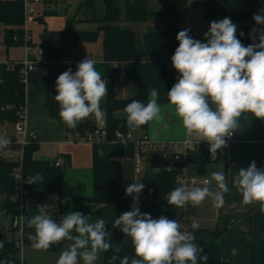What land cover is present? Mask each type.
<instances>
[{
    "label": "clouds",
    "instance_id": "9594fccd",
    "mask_svg": "<svg viewBox=\"0 0 264 264\" xmlns=\"http://www.w3.org/2000/svg\"><path fill=\"white\" fill-rule=\"evenodd\" d=\"M253 19L257 25L264 26V15L256 14ZM189 31H179L176 36L179 46L171 61L179 76L167 92V98L187 134L194 138L193 142L207 141L210 153H217L227 147L226 138L240 128L241 118H247L244 114L251 113L254 118L264 120V27L251 30L253 43L248 46L237 38V27L228 17L210 23L204 33L206 42L192 38ZM257 37L259 43L255 42ZM94 65L95 61L86 57L76 65L74 73L69 68L55 82L57 95L53 98L59 104L60 118L69 128L78 127L89 116L103 119L100 102L108 94V82L102 79ZM158 98V89L153 87L149 89L146 104L139 100L127 104L124 108L127 124L138 128L151 121L164 122ZM8 143V139H0V147ZM138 180H133L125 189V195L132 197L131 210L113 221V227L120 228L125 236L130 237L134 247V256H124L120 264L207 262L208 255H201L203 249L194 243L195 235L182 231L178 220L165 216L154 219L140 211L139 195L145 185ZM211 180L215 182V191L209 187V180L204 181L203 187L181 181L166 200L169 205L182 208L188 204L196 207L210 199L214 207L221 208L225 204V195L230 194L228 180L224 171L213 172ZM42 181L39 173L26 180L28 184ZM232 186L241 194L243 205L258 204L264 214V168H258L255 161L247 168L240 167ZM28 224L35 229L34 234L29 235L31 247L35 250H48L65 239L71 241L56 264H80L81 261L96 264L100 253L112 248L104 218L88 222L86 215L76 211L57 223L50 215L41 212ZM191 227L198 229L199 224L193 222ZM3 247L4 242L0 241V249ZM111 259L115 261L117 257Z\"/></svg>",
    "mask_w": 264,
    "mask_h": 264
},
{
    "label": "crops",
    "instance_id": "0c3cea01",
    "mask_svg": "<svg viewBox=\"0 0 264 264\" xmlns=\"http://www.w3.org/2000/svg\"><path fill=\"white\" fill-rule=\"evenodd\" d=\"M94 1V8H92L87 6L84 0H48L43 3V11L52 9L55 13L43 14L37 21L27 23L30 40L34 46L42 45L46 48L47 45L52 44L66 45L68 54L66 60L59 61L49 58L46 51L43 56L35 51L32 53V57L37 62L26 84V113L27 128L34 133L38 144L33 157L39 160H56L60 157L64 160L61 155L66 154L70 161L65 169V194L61 202V220L65 215L79 211L86 215L88 222L104 218L106 229H108L118 228L113 227V221L123 213V206L120 203H101L90 199L93 196L92 167L95 145L82 141H70L69 138L75 133L68 131L63 120L52 115L46 105L48 95H57L55 82L61 73L69 68L74 73L76 71L74 65L86 57L97 63L103 61L102 33L96 41L81 40L75 48L71 47L74 32L94 30L99 25L95 18L102 15L104 5L102 0ZM205 1L208 0H187V6L178 18V32L190 30V36L201 42H206L204 33L208 31L210 23L221 20L204 16ZM147 2L149 9L161 10L164 6V0H147ZM122 3L121 1V5ZM262 10L260 15H264ZM121 15L120 24L136 30L139 34H142L149 25L165 24L159 18L136 22L128 20L124 11ZM6 27L0 22V61L23 59L26 54L24 45L6 46L4 42ZM262 27L264 26L255 23V28L258 30ZM255 42L259 43L258 37ZM251 43H253L252 38ZM115 88L119 98L132 94V83L127 78L117 79ZM105 101L106 97L101 100L100 105H104ZM160 105L165 117L164 122L151 121L146 129L130 127L127 124V114L124 109L117 110L115 115L125 118L128 130L137 136L147 133L151 139L156 137L155 140H194L184 129L174 106L169 105L168 101ZM101 109L104 119L105 110L103 107ZM244 115L247 118H241L240 128L235 131V137L227 142V147L218 150L216 155H209L208 159H192L186 164L187 176L196 179L195 182L189 183L190 186L203 187L204 181L208 179L209 187L215 191L216 185L211 180V174L224 171L230 189V194L225 195L223 207H214L210 199L194 207L191 225L196 222L199 224V229H206L202 237L216 241L220 247L221 257L231 264H264V214H261L258 204L243 205L241 194L232 186V181L240 167L247 168L252 161H255L258 168H264V120L254 118L251 113ZM92 118L96 122L101 121L94 115ZM165 123L167 127L164 126ZM12 133L13 123L0 124V138ZM96 148L100 157L120 162L123 186L127 187L136 180L130 147L116 141H105L97 144ZM217 155L219 158L216 159ZM173 165L170 155L161 156L156 152L145 155V172L163 167L171 168ZM177 214L178 211L172 212L170 220H175ZM7 228H9L8 225L3 230L4 237H19L18 231L13 232L11 228ZM70 243L71 241L65 239L58 249L45 252L50 255L52 253L51 258L54 261L58 260L61 252ZM80 264L83 262L81 261ZM96 264H102V252Z\"/></svg>",
    "mask_w": 264,
    "mask_h": 264
},
{
    "label": "trees",
    "instance_id": "16d2710c",
    "mask_svg": "<svg viewBox=\"0 0 264 264\" xmlns=\"http://www.w3.org/2000/svg\"><path fill=\"white\" fill-rule=\"evenodd\" d=\"M48 1V0H45ZM121 1L123 2L121 5ZM104 5L103 13L95 18L99 25L94 30L76 31L72 34L71 47L75 48L79 41H96L102 33V63L95 62V68L100 72L102 79L107 81L108 94L104 105H100L105 110L106 129L108 138H112L114 131L118 128L126 130V120L117 117L115 112L124 109L133 100L147 103L149 89L156 88L159 92L158 103L163 104L168 101L167 92L177 82L179 73L172 65L171 57L175 49L179 46L176 39L178 34V18L185 10L187 0H164L161 10L149 9L147 0H102ZM84 3L94 8V0H84ZM264 6V0H208L204 2L203 14L209 19H223L228 17L237 27V38L244 46L251 42L250 33L255 27L253 16L260 14ZM122 11L125 17L131 21H147L152 18L162 19L165 24L149 25L147 29L139 34L136 30L122 26ZM52 9H44L43 14H54ZM0 22L7 27L4 34V42L7 47L20 46L29 43L26 39L24 29L25 15L22 0H0ZM243 33L241 36L240 33ZM46 54L53 60L64 61L67 59L66 45H47ZM8 61H17L13 66L7 64ZM117 64V65H115ZM76 65L74 67L76 68ZM22 64L19 60H4L0 63V124L14 123L17 120V111L26 105V83L21 77ZM77 70V69H76ZM121 71L125 72V77L132 83V94L125 98L116 95L115 76ZM48 95L46 105L49 112L60 118L59 104ZM96 120L89 116L76 128L67 127L72 133L84 134L96 126ZM147 128V124L140 126ZM93 151V196L90 198L94 202L120 203L123 206V213L131 210L132 197L125 195L126 187L123 186L121 164L118 160L107 159L99 156L96 145ZM38 144L34 140L26 146L23 163V184L29 193L38 199H47L50 207L57 208L59 220H61V202L65 194V169L70 164L66 154L61 164H56L55 160H39L33 157V152ZM132 152V145H129ZM208 151L203 150L197 158L204 160L209 158ZM219 158L217 155L216 159ZM14 164L0 158V211L10 216L11 230L18 231L19 226L14 225L18 215L17 204L13 199L14 177L12 175ZM39 173L43 177L42 182L28 184L27 177ZM143 183L145 188L139 195V208L142 213L150 214L154 219L165 216L169 219L172 212L178 208L169 205L166 197L180 184L176 181V170L163 167L159 170H150L144 173L143 178L138 181ZM151 190V192L149 191ZM191 211L194 207L190 204ZM41 212L38 207L29 206L25 209L23 219V229L21 239L24 244L31 245L29 235L34 234L35 229L29 227V220ZM57 222V223H58ZM3 226L0 225V241L4 242V247L0 249V264H23L20 255L21 248L17 244L18 238H6L3 234ZM108 240L112 248L102 252V264H120V259L124 256H134V247L130 237L120 230V228H108ZM196 239L194 243L199 245L203 252L201 255H208V261L198 260L199 264H231L221 257L219 244L214 240H206L202 237L206 229H192ZM62 244L50 246L48 250H56ZM116 249H119L117 252ZM116 256L113 261L111 258ZM244 264V263H238Z\"/></svg>",
    "mask_w": 264,
    "mask_h": 264
},
{
    "label": "built area",
    "instance_id": "2783aa9c",
    "mask_svg": "<svg viewBox=\"0 0 264 264\" xmlns=\"http://www.w3.org/2000/svg\"><path fill=\"white\" fill-rule=\"evenodd\" d=\"M24 6V29L26 31V39L30 40V35L27 29L29 21H37L39 17L43 16V3L45 0H22ZM25 57L20 59L22 64L21 77L23 82L27 84L29 75L35 67L36 59L32 57L35 51L39 55H45V48L42 45H31L25 43ZM1 63V61H0ZM17 61H8L9 66H13ZM117 65V64H115ZM125 72L121 71L118 74V79H125ZM17 120L13 123V133L0 139H8L7 146L0 147V158L12 162L14 164L12 175L14 177V195L13 199L17 204L18 215L14 221V225H18L19 237L17 244L22 249L24 243L21 239L23 229V219L25 209L29 206L38 207L40 210H47L49 202L46 199H38L36 196L29 193L28 189L23 184L22 163L26 146L31 140L35 139L34 133L27 128V113L26 105L17 111ZM235 137V132L230 138H226V143ZM70 141H82L91 144H99L105 141H116L126 146L132 145V158L134 161V176L140 181L145 173V155L149 152H156L161 156L170 155L174 165L171 167L176 170V181L181 185V181L187 183L195 182L196 179L189 178L186 172V164L201 155L202 151H208L210 155L218 153H210L207 141H200L195 144L191 139L184 140H153L147 133L139 136L135 135L131 130H122L120 128L114 131L113 137L108 138V131L106 129L105 119L96 123L92 130H88L84 134L75 133L69 138ZM56 164L63 162L62 158L55 160ZM208 180V179H206ZM194 217V212L191 211L190 204L179 208V213L176 218L182 225L181 230H189L191 220Z\"/></svg>",
    "mask_w": 264,
    "mask_h": 264
},
{
    "label": "rangeland",
    "instance_id": "374dc122",
    "mask_svg": "<svg viewBox=\"0 0 264 264\" xmlns=\"http://www.w3.org/2000/svg\"><path fill=\"white\" fill-rule=\"evenodd\" d=\"M117 79H118V75L115 76V83H116ZM2 124H4V123H2ZM46 201H48V202L52 201L51 197H48L46 199ZM50 206L51 205L49 203V208L46 210V213L49 214L55 222H58V220H59L58 210H57V208H55V207L52 208ZM177 211L179 213V208L177 209ZM177 216H178V214H177ZM177 216H176V218H177ZM169 219H171V218H169ZM11 224L12 223H11L10 216H7L0 211V225H2L3 228H5L8 225L9 228H7V229H10ZM45 251H47V250H34L31 247V245H28V244L23 245L21 252H20V255L23 259V264H56L57 259H55V261H54L51 258L52 253L50 255V254H47V252H45ZM53 255H55V254H53Z\"/></svg>",
    "mask_w": 264,
    "mask_h": 264
}]
</instances>
